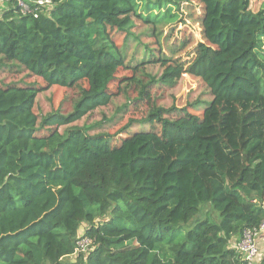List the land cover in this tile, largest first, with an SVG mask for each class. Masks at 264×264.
Masks as SVG:
<instances>
[{"label":"trees","instance_id":"1","mask_svg":"<svg viewBox=\"0 0 264 264\" xmlns=\"http://www.w3.org/2000/svg\"><path fill=\"white\" fill-rule=\"evenodd\" d=\"M192 1L51 0L37 16L12 1L4 9L0 63L45 86H0V264H248L230 240L264 220V2L253 12L249 0H196L204 40L161 79H201L212 99L200 115L153 107L137 123L158 125L118 145L74 124L114 97L109 84L125 68L116 36L131 35V17L154 25ZM52 86L77 87L72 109L38 118L35 97ZM83 224L89 243L76 251ZM158 245L167 259L152 254Z\"/></svg>","mask_w":264,"mask_h":264},{"label":"rangeland","instance_id":"2","mask_svg":"<svg viewBox=\"0 0 264 264\" xmlns=\"http://www.w3.org/2000/svg\"><path fill=\"white\" fill-rule=\"evenodd\" d=\"M11 1L18 7L17 0H2L0 15ZM263 2L264 0H249V7L256 12L262 7ZM172 11L177 14V17L154 25L145 23L137 17H131L133 20L131 35L128 38L124 35L116 36V43L121 45L124 55L125 68H119L116 73V77L120 80L109 84V88L115 93L114 97L107 105L97 107L74 124L91 126L88 134L107 135L110 137L111 145H118L124 137L133 132L158 125L154 121L137 123V120L141 121L148 117L153 107L162 110L174 108V111L164 115L168 117H175L178 114L177 110L184 106L193 114L202 113L212 99V95L201 79L186 73L179 74L171 81H167L169 76L164 79L161 77L165 72L175 70L174 66L177 63L187 65L194 57L197 43L204 40L201 25L203 7L199 1L194 0L190 3H182L179 7H172ZM160 56L175 62L170 61L166 65H161L158 61L153 62ZM136 66L137 69H131ZM7 84L45 86L39 77L30 74L24 67L15 62L3 61L0 63V86ZM84 85L86 86V83ZM143 86L149 99L145 96L140 97ZM77 95V87L52 86L37 93L33 110L38 118L56 109L67 113L72 109ZM131 120H133L131 126L123 131V126ZM62 130L63 127L60 128V131ZM47 133L46 129L39 132L41 135ZM55 159L60 161L58 158ZM57 160L56 166H59ZM206 209H202L201 213L193 216L191 221L183 226V230L186 231L192 227ZM212 215L216 220L218 219V214L212 212ZM84 228V224L79 227L76 251L85 250L87 247L86 240L81 238ZM260 236L259 257L255 263L264 257V243H262L264 235ZM236 238L237 243L240 236L237 235ZM152 254H157L164 259L169 257L161 245H158ZM68 259H73V256H69Z\"/></svg>","mask_w":264,"mask_h":264},{"label":"built area","instance_id":"3","mask_svg":"<svg viewBox=\"0 0 264 264\" xmlns=\"http://www.w3.org/2000/svg\"><path fill=\"white\" fill-rule=\"evenodd\" d=\"M17 4L22 13H32L34 16H37L36 11H39L40 9L46 11L50 8L51 0H17ZM31 4L34 6L33 8L31 7ZM261 234L264 235V220L257 227L243 229L241 236L235 245V248L241 252L243 259L248 264H254L259 257L257 238ZM82 239L86 240V244L89 243L87 238Z\"/></svg>","mask_w":264,"mask_h":264},{"label":"crops","instance_id":"4","mask_svg":"<svg viewBox=\"0 0 264 264\" xmlns=\"http://www.w3.org/2000/svg\"><path fill=\"white\" fill-rule=\"evenodd\" d=\"M260 237L261 236H258V238H257V243H259L260 244V242H259V240H260ZM264 237V236H263ZM236 237H233L231 240H230V245L231 246H233V247H235V245H236V242H235V240H237V238L235 239ZM262 240L264 241V238H262ZM232 242H233V244H232ZM262 243H264V242H262ZM261 243V244H262Z\"/></svg>","mask_w":264,"mask_h":264}]
</instances>
